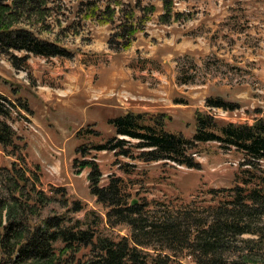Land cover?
Returning <instances> with one entry per match:
<instances>
[{
	"label": "rangeland",
	"instance_id": "374dc122",
	"mask_svg": "<svg viewBox=\"0 0 264 264\" xmlns=\"http://www.w3.org/2000/svg\"><path fill=\"white\" fill-rule=\"evenodd\" d=\"M33 1L0 0V30H29L73 55L71 59L29 55L26 69L17 70L11 59L24 53L0 54V95L16 107L9 124L21 138L15 141L14 156L8 154L11 147L5 152L0 146V202L27 194L34 199L50 197L51 201L37 204L33 223L65 213L58 192L63 188L70 202L80 201L84 207L74 218L85 220L86 211H93L102 220L93 227L97 233L114 241L130 238L128 226L107 223V210L89 194V169L77 173L79 162L74 163L81 160L75 152L78 147L114 135L107 123L112 117L126 111L157 115L166 131L190 139L196 111L234 124H251L264 114V0ZM120 24L123 29L130 25L137 29L127 49L119 46L124 42ZM139 57L162 70L132 71L129 65ZM178 60L185 70L196 73V84H178ZM207 98H221L237 108L210 110ZM101 102L108 104L103 108ZM91 130L101 136L95 137ZM195 152L196 169L146 163L106 151L93 152L88 159L98 164L102 185L110 175L121 178L128 201L146 205L148 217H158L167 209L186 227L229 200L227 191L246 177L240 165L243 156L233 148L208 142L197 144ZM13 167L28 177L25 190L16 188ZM31 184L36 193L29 190ZM174 250V261L196 264L186 245L174 244ZM256 257L264 259V253Z\"/></svg>",
	"mask_w": 264,
	"mask_h": 264
},
{
	"label": "trees",
	"instance_id": "16d2710c",
	"mask_svg": "<svg viewBox=\"0 0 264 264\" xmlns=\"http://www.w3.org/2000/svg\"><path fill=\"white\" fill-rule=\"evenodd\" d=\"M26 2L34 3L33 0ZM119 27H122L120 35L124 39L119 46L127 49L137 29L133 25L128 29H123L121 24ZM108 45L111 50L115 48L110 42ZM10 52L25 54L12 57L11 65L17 70L26 69L29 55L44 59L73 57L66 48L39 39L33 32L22 28L0 30V54L10 56L13 54ZM185 58L193 68V59L190 56ZM180 62H177L178 84H196V73L191 74L192 69L185 70ZM129 68L139 73L162 70L158 64L140 57L132 61ZM205 103L210 110L234 111L237 108L221 98H207ZM15 108L13 102L0 95V146L5 152L11 147L8 154L12 156L18 150L15 141L21 140L9 124ZM107 123L113 128L114 135L99 144L78 147L75 152L81 160L76 158L74 163L79 162L77 173L89 169V194L107 210V223L128 226L130 238L114 241L97 233L93 227L102 220L93 211H86L85 220L74 218L73 215L83 212L84 207L80 201L70 202L63 188L58 192L63 196L65 213L48 216L37 223L32 222V214L37 204L51 201L50 197L11 196L7 202H0V264H181L173 260L174 244L186 245L196 264H264V259L256 257L264 253V114L253 119L251 124H234L196 111L190 139L182 133L166 131L163 119L148 113L126 111L108 119ZM90 134L101 136L100 132L93 130ZM208 142H217L225 149L233 148L241 153L240 165L246 177L240 181L241 185L227 191L229 200L210 208L207 217L199 223L186 227H182L167 209H162V215L158 217H148L144 212L146 205L128 201L121 178L110 175L109 181L102 185L98 164L94 159H88L93 152L106 151L113 152L116 157L146 163L161 161L196 169L199 164L194 156L195 147ZM12 169L16 188L25 190L29 184L25 172ZM29 190L36 193L34 184ZM245 235L254 238L242 239ZM153 241L159 245H152Z\"/></svg>",
	"mask_w": 264,
	"mask_h": 264
},
{
	"label": "crops",
	"instance_id": "0c3cea01",
	"mask_svg": "<svg viewBox=\"0 0 264 264\" xmlns=\"http://www.w3.org/2000/svg\"><path fill=\"white\" fill-rule=\"evenodd\" d=\"M108 96V94L107 95H105L104 97H107ZM104 104H108L107 102L106 103H100V106L101 107H103V108H105L106 107V105H104ZM117 108H120V107H117ZM125 108H127V107H125ZM125 108H123V109H125ZM128 109V108H127Z\"/></svg>",
	"mask_w": 264,
	"mask_h": 264
},
{
	"label": "water",
	"instance_id": "95a60500",
	"mask_svg": "<svg viewBox=\"0 0 264 264\" xmlns=\"http://www.w3.org/2000/svg\"><path fill=\"white\" fill-rule=\"evenodd\" d=\"M135 203H136L135 201L132 202V204H135Z\"/></svg>",
	"mask_w": 264,
	"mask_h": 264
}]
</instances>
